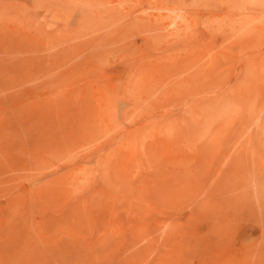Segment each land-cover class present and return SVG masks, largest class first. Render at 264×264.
<instances>
[{
	"label": "rangeland",
	"instance_id": "rangeland-1",
	"mask_svg": "<svg viewBox=\"0 0 264 264\" xmlns=\"http://www.w3.org/2000/svg\"><path fill=\"white\" fill-rule=\"evenodd\" d=\"M0 264H264V0H0Z\"/></svg>",
	"mask_w": 264,
	"mask_h": 264
},
{
	"label": "bare ground",
	"instance_id": "bare-ground-1",
	"mask_svg": "<svg viewBox=\"0 0 264 264\" xmlns=\"http://www.w3.org/2000/svg\"><path fill=\"white\" fill-rule=\"evenodd\" d=\"M9 35V34H8ZM7 36V35H6Z\"/></svg>",
	"mask_w": 264,
	"mask_h": 264
}]
</instances>
